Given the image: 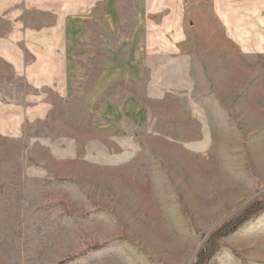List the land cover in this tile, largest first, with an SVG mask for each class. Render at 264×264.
I'll list each match as a JSON object with an SVG mask.
<instances>
[{"label": "rangeland", "instance_id": "374dc122", "mask_svg": "<svg viewBox=\"0 0 264 264\" xmlns=\"http://www.w3.org/2000/svg\"><path fill=\"white\" fill-rule=\"evenodd\" d=\"M256 202L264 0H0V264H195Z\"/></svg>", "mask_w": 264, "mask_h": 264}, {"label": "trees", "instance_id": "16d2710c", "mask_svg": "<svg viewBox=\"0 0 264 264\" xmlns=\"http://www.w3.org/2000/svg\"><path fill=\"white\" fill-rule=\"evenodd\" d=\"M264 211V203L256 202L249 209L237 219L222 226L216 233H214L204 247L197 254V261L195 264H206L208 260L218 250L219 242L225 237L235 232L238 227L251 219V217L260 214Z\"/></svg>", "mask_w": 264, "mask_h": 264}, {"label": "crops", "instance_id": "0c3cea01", "mask_svg": "<svg viewBox=\"0 0 264 264\" xmlns=\"http://www.w3.org/2000/svg\"><path fill=\"white\" fill-rule=\"evenodd\" d=\"M112 13H113V12H112ZM112 15H113V14L110 13V14L108 15L109 17H107V18L109 19V20L107 21V23L110 24V28H111V29H110V34H109L110 36H112V35L114 34V31H113V26H114L113 24H114V21H113V17H112ZM138 20H139V18H138ZM135 52L138 53L139 51H135V50H134V53H135ZM107 53H109L111 56L114 55V52H113V53H112V52H107ZM110 64H111V63H110ZM108 73H110V71H109L108 69H107V70H104V73H103L102 79H103V78L106 79V77H108L109 80H110V78H111V80H112L113 78L118 77V75L112 77L114 74H108ZM115 79H116V78H115Z\"/></svg>", "mask_w": 264, "mask_h": 264}]
</instances>
